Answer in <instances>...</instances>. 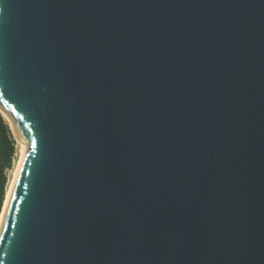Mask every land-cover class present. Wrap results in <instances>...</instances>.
Masks as SVG:
<instances>
[{"label":"water","instance_id":"95a60500","mask_svg":"<svg viewBox=\"0 0 264 264\" xmlns=\"http://www.w3.org/2000/svg\"><path fill=\"white\" fill-rule=\"evenodd\" d=\"M0 112V264H264V0H0Z\"/></svg>","mask_w":264,"mask_h":264},{"label":"trees","instance_id":"16d2710c","mask_svg":"<svg viewBox=\"0 0 264 264\" xmlns=\"http://www.w3.org/2000/svg\"><path fill=\"white\" fill-rule=\"evenodd\" d=\"M17 157V140L7 119L0 112V215L9 184V171Z\"/></svg>","mask_w":264,"mask_h":264},{"label":"bare ground","instance_id":"6f19581e","mask_svg":"<svg viewBox=\"0 0 264 264\" xmlns=\"http://www.w3.org/2000/svg\"><path fill=\"white\" fill-rule=\"evenodd\" d=\"M3 114H4L5 118L7 119V121L9 122L10 126H12V123H11L10 119L8 118V116L4 112H3ZM16 138H17V136H16ZM17 140L20 143V158H19L18 164L16 166V169L14 171V175H13V179L11 181V184H10L8 190H7V193H6V198H5L3 209H2V212H1V215H0V227H1V224H2V221H3L4 213H5V210H6L10 195L12 193V190H13V187H14V184H15V180H16L18 171L20 170V167H21L24 155H25V150H24L23 144L20 142V140L18 138H17Z\"/></svg>","mask_w":264,"mask_h":264},{"label":"rangeland","instance_id":"374dc122","mask_svg":"<svg viewBox=\"0 0 264 264\" xmlns=\"http://www.w3.org/2000/svg\"><path fill=\"white\" fill-rule=\"evenodd\" d=\"M16 140H17V138H16ZM19 158H20V143L17 140V157L15 159L14 168L11 171H9V184H8V188H9V186L11 184L12 179H13L14 171H15L16 166L18 164Z\"/></svg>","mask_w":264,"mask_h":264}]
</instances>
